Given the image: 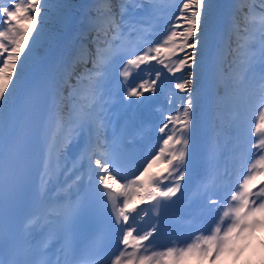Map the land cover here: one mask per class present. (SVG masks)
<instances>
[{
  "label": "snow or ice",
  "instance_id": "snow-or-ice-1",
  "mask_svg": "<svg viewBox=\"0 0 264 264\" xmlns=\"http://www.w3.org/2000/svg\"><path fill=\"white\" fill-rule=\"evenodd\" d=\"M143 7V0H121L117 14L111 0H94L89 13L94 50L81 45L78 59L85 71L69 85L65 96L43 76L37 46L55 40V25L66 23L70 16V0H0V264H192L194 260L201 264L204 259L216 264L224 257L238 259L256 231L264 228V180L257 182L264 176V0H234L213 59L216 83L224 87V96L215 97L213 103L220 108L228 98L236 101L237 118L232 123L241 140L245 113L257 111L247 132L256 137L248 142L256 158L208 230L197 231L187 241L173 239L163 248L157 244L162 231L157 223L141 228L148 213L140 206L152 203L153 208H161L181 191L197 123L193 77L200 67L202 38L214 3L180 0L163 39H146L139 53H133L117 40L126 27L136 31L133 25H125L129 9ZM225 52L232 58L227 68ZM121 57L126 63L119 72V91L105 92V81ZM153 61L161 65L154 75L148 67L139 82L129 81L128 69L150 66ZM163 69L173 77L181 74L174 89L184 94L183 103L163 116L159 142L128 171L123 150L103 132L112 123L106 112L114 97L128 126L139 130L138 121L158 91ZM29 73L31 87L25 81ZM85 139L82 158L110 206L111 237L117 245L111 255L106 254L107 233L83 247L78 243L81 220L91 211L87 196L73 199L72 192L65 190L60 200L53 201L45 190L53 152L68 151ZM44 145L48 148L45 170L40 186L34 187L32 176ZM154 166L158 170L153 171ZM209 203L215 205L218 200ZM52 237L61 245L54 261L47 245Z\"/></svg>",
  "mask_w": 264,
  "mask_h": 264
},
{
  "label": "bare ground",
  "instance_id": "bare-ground-1",
  "mask_svg": "<svg viewBox=\"0 0 264 264\" xmlns=\"http://www.w3.org/2000/svg\"><path fill=\"white\" fill-rule=\"evenodd\" d=\"M227 2V10L231 8V6L234 3V0H225ZM70 3L72 5L70 16L66 23L55 25V40L49 41L47 43L42 42L40 45L37 46V58L38 60L42 61V69L43 72L49 65V62L53 61V71H52V77L51 82H54L60 90L63 92L65 96L68 95L69 92V85L74 84L77 80V75L75 74L74 66L81 64L82 67L85 68V66L79 62L78 56L81 46L77 45L76 43V37L81 36L82 39L80 41H85L88 38V41H85V43H88L92 49L94 50V45L91 43L93 37L95 36V33L90 31L89 27V13L92 10V5L94 3V0H70ZM180 1L177 0L176 4H179ZM131 9H129L130 11ZM143 16V13L135 15L134 18L127 17L125 19V25H133L134 29L136 30V35H138L139 43L138 45L132 50L133 53H139L140 49L145 45V38H147L149 35H158L159 38H161L160 34L158 33V30L148 27V29L144 30V33L142 30L141 23H144V21L140 20ZM227 20V12L220 18L215 19L213 16V13L211 17L209 18L208 27L205 31V34L203 36V43L201 44V52L202 56L200 58V67L196 68L195 74L193 77V85L192 87L195 89V95L198 97V103L196 105V130L193 133V153L191 155V158L188 161L187 165V173L186 181L182 182V187L180 193H178V197L181 199L183 198H190L194 199L197 195L201 194V191L203 189H206L207 181L209 180H215V177L218 175L219 177H223V175L220 176V169L223 166V172L226 168L234 169V173L240 174V176L244 175L248 164L253 161L256 157L253 155L256 150L252 149L251 152L248 150L250 145L249 141H254L256 137L254 136H245L243 140L238 138V140L242 144H247V148H239L242 152V157L244 156V151L247 150V156L249 160L243 161L241 164H244V169L237 168L235 169L233 165H235L236 159H228L226 161L225 165H222L220 161H214L213 156L215 151L214 145H211L209 141V135L208 131L212 128H216L214 125V120L216 119V115L218 112L214 111L212 108L213 103V94L214 89L211 88L210 80H215V76L210 75L211 70L213 69V63L211 64V53L213 48L217 46V43H220V34L224 33ZM151 27H157L158 25L152 24ZM50 28L52 25L49 26ZM168 30V28H166ZM127 30V27L124 29ZM130 30H132L130 28ZM129 30V31H130ZM166 30V32H167ZM129 35H133L130 33ZM141 35L144 36V39H141ZM129 40L136 39L133 37H128ZM163 39V37H162ZM160 40V39H159ZM155 42V41H154ZM84 44V43H83ZM80 46V47H79ZM70 49L74 52H71ZM70 52V53H69ZM127 58H131L130 56ZM123 64L126 63V59L122 58ZM210 61V62H209ZM157 64V63H155ZM123 66V65H122ZM116 69L111 70V74L109 78L107 79L108 87H115L117 88L119 86V72L115 71ZM132 75L129 77H138L139 79L141 77L146 76V72H142L140 69H136L135 67H131L128 69ZM180 73H177L175 77L171 76L167 69L163 72V75L161 76L162 80H166V82H176V79L180 77ZM76 79V80H74ZM25 81L27 83L28 87L32 86V74L29 73L25 77ZM118 83V84H117ZM158 83V91L153 96H158L162 93V88L159 87ZM22 87H25L24 84H22ZM106 88H104L105 91ZM111 90V89H110ZM183 93H174L172 96L175 97L176 100H174L171 103V107L174 103L182 104L183 101L181 97L183 96ZM105 99H108L106 96ZM232 108L234 105V102H231ZM169 112H174L173 109H170ZM234 113V109H230L228 113H223L221 120L222 122H225V115ZM106 114H109V111L106 112ZM252 118L256 120L257 115L251 116V112H246L244 115L245 119V133H247L251 126L254 125L255 120L252 121ZM160 119L159 125L161 121ZM235 119L232 118L231 122H233ZM232 126L233 125H229ZM234 127V126H233ZM233 129V128H232ZM86 140V139H85ZM216 146H218V143H216ZM212 147V148H210ZM214 147V148H213ZM231 151L228 148H223L222 153L226 154V152ZM61 152V154H60ZM60 152H53L51 161H50V176L49 178L54 179V182L60 183V176L63 175L64 170L68 165L74 164L75 161L73 160L75 156L77 155V146L74 143L73 146L68 151H63V149L60 150ZM218 152V151H216ZM48 153V151H47ZM226 156V155H225ZM242 161V158H240ZM64 164L61 171L57 170L58 164ZM159 166H154L153 171L158 170ZM200 171H202L200 175ZM222 172V173H223ZM47 177V176H45ZM260 180H264V176L258 177L257 182ZM206 186V187H205ZM191 187H197V192L191 191ZM230 190L226 192V199L228 195H230ZM202 198H200V202L202 201ZM225 201V200H224ZM223 201V202H224ZM200 202L198 204H200ZM223 202L221 203V206L223 205ZM215 222V221H214ZM264 241V228L258 229L255 233V237L251 241L250 249L254 253H250L249 258L251 260H256L260 258L262 255H264V244L261 242ZM226 262L228 264H233V258L227 257ZM241 263L244 262V259L241 257L240 260ZM192 264H196V261H192ZM202 264H209V260L205 259Z\"/></svg>",
  "mask_w": 264,
  "mask_h": 264
},
{
  "label": "rangeland",
  "instance_id": "rangeland-1",
  "mask_svg": "<svg viewBox=\"0 0 264 264\" xmlns=\"http://www.w3.org/2000/svg\"><path fill=\"white\" fill-rule=\"evenodd\" d=\"M176 1L177 0H159L157 3H155L153 5L147 4L146 2L143 1V4L146 7L144 6L141 9H135V11L130 10L129 11L130 14L127 17L134 18L135 15H137L139 13H143V16L139 19H141L142 21H145V22H150L152 24L158 25L159 29L161 30V36L164 37L166 30H167L166 28H168L170 22L174 19L175 15L177 14L178 8L180 7V6L176 5ZM213 3H214V9H213L212 13H213V16L215 19H220L225 14V12L228 13V10L226 7L228 4L225 0H213ZM115 9L116 8H115V0H114V2L112 4V10L114 12H116ZM137 17H138V15H137ZM219 44L220 43H217V46L215 48H213V50H212L211 64L213 63V59L217 53V49H218ZM225 55H226L225 68H227L228 63L231 61L232 58H231V56L227 55V52H225ZM118 61H119V58L116 60V63ZM115 64L113 65V68H116ZM88 67L89 68L91 67V63L88 64ZM213 67H214V69L211 71V74L215 76L216 69H215L214 63H213ZM74 70H76L75 74L78 76L83 71H85V68L82 67L80 64V66L75 65ZM74 80H76V79H74ZM210 82L214 83V85L212 86V88L214 89L213 99H215V97H217V96H221V97L224 96L223 85L217 84L216 80H211ZM75 83H76V81H75ZM232 101L234 102V104L236 103V101L232 98L226 99L224 104L220 108H217L214 104H212L213 110L218 112V113L216 115V119L214 120V125L216 126V128H212L211 130L208 131V134H209L208 137H209V141H210L211 145H214V147H215V151H213V153H214L213 160L217 161V162L220 161L222 163V165H225L226 161L228 159H232V157L237 160L236 162L242 163L243 161L246 160V157L248 156V154H247L248 151L245 150L243 153L244 156L242 157V152L239 149L241 147L242 143L238 140V133L236 131L234 124L231 122V119L233 117H234V119H236L237 115L236 116L232 115V117H231V114H228V115L226 114L224 116L226 121L222 122V120H221L222 114L228 113L229 110L232 108V105H231ZM233 107H234V105H233ZM249 112H251V116L257 115V111L255 109H252ZM254 120L255 119L252 118V121H254ZM229 125H233L234 126V127L232 126L233 129ZM245 136H249V135H247V133H245ZM216 143H218V146H216ZM228 147L231 151L226 152V154H223L222 149L228 148ZM210 148H212V147H210ZM243 148L244 149L247 148V145L243 144ZM216 151H218V152H216ZM229 153H230V155H229ZM240 158H242V161H240L241 160ZM243 168L244 167L242 166V169ZM222 172H223V166L220 169L221 174H223ZM221 174H220V176H221ZM235 175L236 174L234 173V171H232L231 173L224 174L223 177H220L221 179L218 180V183H220V184L216 183L215 181L212 182L209 186V191H210V193L213 194L212 195L213 197L208 198L207 196H205L203 203H208L210 200H218V203H221L222 201H224L226 198L225 197L226 189H228V187H230L232 190L235 188L234 185L237 182V181H235L237 179V177H234ZM218 203L215 204V206H217ZM217 210H218L217 208H214V210H213L214 213ZM252 239L250 240V245H251ZM250 245L246 250L243 251L242 255L238 259H235L233 264H244V263L240 262L241 257L244 259V262L246 261V263H248V264H253L255 262L261 261V259H264V255H262L260 258L254 260V261L251 260L249 258L250 253H254L255 251L252 252V250L250 249ZM226 259H227V257H224L221 260H218L216 262V264H228L226 262ZM203 261L201 262V264L203 263ZM196 264H197V262H196Z\"/></svg>",
  "mask_w": 264,
  "mask_h": 264
},
{
  "label": "trees",
  "instance_id": "trees-1",
  "mask_svg": "<svg viewBox=\"0 0 264 264\" xmlns=\"http://www.w3.org/2000/svg\"><path fill=\"white\" fill-rule=\"evenodd\" d=\"M256 264H260V263H256Z\"/></svg>",
  "mask_w": 264,
  "mask_h": 264
}]
</instances>
